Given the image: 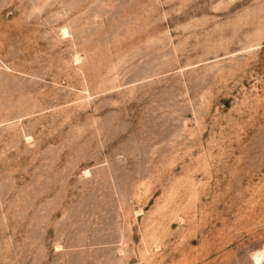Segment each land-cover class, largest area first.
Here are the masks:
<instances>
[{"label": "rangeland", "instance_id": "obj_1", "mask_svg": "<svg viewBox=\"0 0 264 264\" xmlns=\"http://www.w3.org/2000/svg\"><path fill=\"white\" fill-rule=\"evenodd\" d=\"M263 251L264 0H0V264Z\"/></svg>", "mask_w": 264, "mask_h": 264}, {"label": "bare ground", "instance_id": "obj_2", "mask_svg": "<svg viewBox=\"0 0 264 264\" xmlns=\"http://www.w3.org/2000/svg\"><path fill=\"white\" fill-rule=\"evenodd\" d=\"M261 251H262V250H261ZM258 252H259V251H258ZM263 252H264V251H263ZM262 255H263V253H262V252H261V253H259V254H258V253H257V254H255V256L253 255V256H254V260H255V261H257V260H258L257 262H259V261H260V259H261V258L264 256V255H263V256H262ZM261 256H262V257H261ZM254 260H253V261H254Z\"/></svg>", "mask_w": 264, "mask_h": 264}]
</instances>
